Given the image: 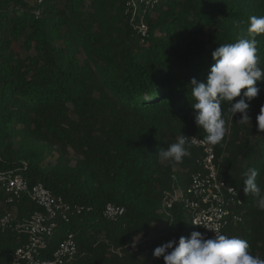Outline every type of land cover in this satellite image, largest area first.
I'll list each match as a JSON object with an SVG mask.
<instances>
[{
	"label": "trees",
	"instance_id": "1",
	"mask_svg": "<svg viewBox=\"0 0 264 264\" xmlns=\"http://www.w3.org/2000/svg\"><path fill=\"white\" fill-rule=\"evenodd\" d=\"M253 15H264V0H161L136 19L148 25L143 36L126 0H0V170L20 172L30 185L42 182L85 207L51 237L55 248L74 232L78 253L63 264H165L154 257L156 247L201 232L182 202L165 210L163 199L174 187L186 192L202 170L203 149L193 145L181 163L162 162L156 153L182 135L205 139L190 81L206 82L212 52L241 30L247 36ZM255 38L264 69V35ZM257 86L252 122L238 124L241 114L227 112V134L214 148L220 178L242 200L235 208L241 220L223 234L246 240L264 259V211L243 192L251 167L264 187V133L256 121L264 81ZM48 155H58L52 166ZM108 203L125 213L107 218ZM7 208L19 218L42 210L26 195ZM24 241L0 229V264H12Z\"/></svg>",
	"mask_w": 264,
	"mask_h": 264
},
{
	"label": "clouds",
	"instance_id": "2",
	"mask_svg": "<svg viewBox=\"0 0 264 264\" xmlns=\"http://www.w3.org/2000/svg\"><path fill=\"white\" fill-rule=\"evenodd\" d=\"M239 27V22H237ZM247 36L241 30L235 42L220 44L212 52V65L206 82L192 78L189 84L191 107L195 110V123L207 134L205 139L211 145L223 144L228 131L226 113L232 117L237 113L238 124L252 122L249 115L250 102L257 98L261 89L258 81H264V69L259 66L258 35H264V15L249 17ZM246 89V91L242 90ZM236 97H241L233 102ZM224 102H230V109H223ZM223 109V110H222ZM258 132L264 133V105L256 116ZM194 141L182 135L176 142L160 147L156 153L160 161L181 163L190 156ZM259 171L255 167L244 172L243 192L255 198V206L264 211V187L257 183ZM194 224V223H193ZM135 246V242L133 243ZM171 250V251H169ZM154 257H163L165 264H264V259L249 251V244L238 236H228L215 231V236L206 238L199 231L190 238L181 236L154 249Z\"/></svg>",
	"mask_w": 264,
	"mask_h": 264
},
{
	"label": "built area",
	"instance_id": "3",
	"mask_svg": "<svg viewBox=\"0 0 264 264\" xmlns=\"http://www.w3.org/2000/svg\"><path fill=\"white\" fill-rule=\"evenodd\" d=\"M42 1L38 0L39 3ZM160 3L161 0H126L134 28L143 36L148 32V25L142 18L135 22L136 19ZM35 13L39 15L40 11ZM190 140L203 149L202 170L193 173L186 192L180 187L165 192L163 208L167 210L177 201L182 202L192 212L193 225L205 237L212 238L215 231L223 234L232 220H241L235 208L242 200L238 190L220 178L214 145L196 135H191ZM0 192V206L4 207V211L0 212V229L13 230L25 237L24 244L12 254V264H63L78 253L74 232H68L55 248L51 237L61 221L68 222L73 215L82 214L84 206L55 195L42 182L30 185L23 174L15 170H0ZM25 195L42 210L35 211L30 217L19 218L16 211L7 207ZM124 213L125 207L114 203H108L104 209V215L110 219Z\"/></svg>",
	"mask_w": 264,
	"mask_h": 264
},
{
	"label": "rangeland",
	"instance_id": "4",
	"mask_svg": "<svg viewBox=\"0 0 264 264\" xmlns=\"http://www.w3.org/2000/svg\"><path fill=\"white\" fill-rule=\"evenodd\" d=\"M57 156H58V155H52V156H49V155H48L47 160H48V163L51 164V166H52V165L56 162V160L58 159ZM188 215H189L188 212H185V213L183 214V218H184V221H185L186 225L188 224Z\"/></svg>",
	"mask_w": 264,
	"mask_h": 264
}]
</instances>
